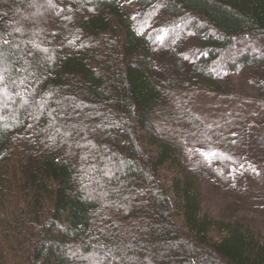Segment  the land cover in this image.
Listing matches in <instances>:
<instances>
[{"label": "trees", "instance_id": "1", "mask_svg": "<svg viewBox=\"0 0 264 264\" xmlns=\"http://www.w3.org/2000/svg\"><path fill=\"white\" fill-rule=\"evenodd\" d=\"M125 1L0 0L18 82L0 104V264H264V238L202 216L188 176L178 221L159 173L191 152L156 134L167 119L146 72L166 31L191 30L210 69L237 40L264 42V0H133L135 14Z\"/></svg>", "mask_w": 264, "mask_h": 264}, {"label": "rangeland", "instance_id": "2", "mask_svg": "<svg viewBox=\"0 0 264 264\" xmlns=\"http://www.w3.org/2000/svg\"><path fill=\"white\" fill-rule=\"evenodd\" d=\"M122 9L135 14L137 5L127 0ZM166 32L154 44L146 72L162 91L156 123L167 119L155 126L156 134L177 143L184 139L191 152L184 169L166 165L159 173L178 221L185 227L174 184L188 176L194 179L202 216L240 224L264 238V42L239 39L210 69L200 64L203 53L191 30ZM245 56L250 61L240 63ZM168 112L177 118L168 119ZM144 148L157 158L158 148L146 140ZM219 237L218 231L209 233L212 240Z\"/></svg>", "mask_w": 264, "mask_h": 264}, {"label": "snow or ice", "instance_id": "3", "mask_svg": "<svg viewBox=\"0 0 264 264\" xmlns=\"http://www.w3.org/2000/svg\"><path fill=\"white\" fill-rule=\"evenodd\" d=\"M48 2L50 6L55 7V5L51 4V0H48ZM16 31L19 32L20 29L17 28ZM167 34H168L167 32H164L163 36H166ZM163 36L161 37V40H163ZM0 39H3V38L0 37ZM3 45L7 46V48H11L13 46L12 42H10L8 39H3ZM7 48L4 51H0V65H2V67H0V104H4L5 107H7V105L4 103L5 100L12 99V95H10L9 87H8L9 83L13 85V90L15 86H17V83H18L16 80L11 79L7 75L8 73V67H7L8 56L6 55ZM45 51L47 50L45 49ZM185 59H187V57H185ZM19 83L23 84L24 82L20 81ZM13 94L19 97L23 104L25 105L29 104V101L25 99L23 96H21L19 92L13 91ZM202 155H205V158H207L208 155L214 156L215 153H202ZM253 172H256V169L253 168ZM256 174L258 175L259 173L257 172ZM104 259L108 261L115 259V257L111 255L110 249H109V254L106 255Z\"/></svg>", "mask_w": 264, "mask_h": 264}]
</instances>
